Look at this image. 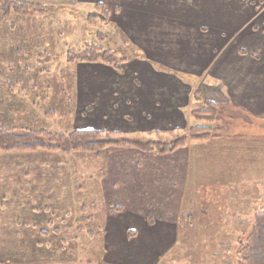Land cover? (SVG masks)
Masks as SVG:
<instances>
[{
    "label": "crops",
    "instance_id": "1",
    "mask_svg": "<svg viewBox=\"0 0 264 264\" xmlns=\"http://www.w3.org/2000/svg\"><path fill=\"white\" fill-rule=\"evenodd\" d=\"M263 6L264 0L123 2L117 18L120 28L148 60L129 62L123 66L122 73L106 65L79 64L74 127L135 135L184 131L194 123L191 107L196 89L202 98L218 103L223 109L264 120ZM261 17L255 29H248L250 23ZM157 66L174 72L161 71ZM179 74L184 77L180 78ZM0 126L15 127L3 121ZM135 153L129 154L131 163L138 156ZM115 154L108 155V167L112 169V162L120 163L124 155L120 153L116 157ZM20 157L2 159L4 167L13 168V172L5 176L6 182L1 183L0 191L11 211L32 210L31 206L38 201L35 193L39 191V183L35 175L14 164L22 160ZM169 159L175 161L176 169L168 174L170 180L174 179L168 186L172 189L161 192L154 189L144 194L159 217L155 215L153 221L148 222L147 217L133 211L118 217L108 215L103 241L107 264H163L176 243L186 242L187 251L196 253L200 251L197 243L212 242L209 240L212 235L203 238L199 234H186L182 238L179 234L184 218L181 213L194 178L216 179L224 193L242 196L223 200V213L204 217L210 220L208 226H253L254 216L263 205L258 200L251 205V198L245 197L259 192L257 179L247 172L255 171L256 163L264 165V138L225 137L194 142ZM192 169L197 176H192ZM135 182L133 180L132 184ZM136 192L133 191L134 203ZM106 196L108 199L109 194ZM124 199L132 209L131 199ZM235 203L241 206L232 205ZM256 204L260 207H255ZM15 223L18 228V222ZM128 231H134L136 237L129 239ZM23 233L16 231L15 236L19 239ZM155 234L161 235L159 244L154 243ZM230 241L236 240L231 238ZM207 249L204 248L203 253Z\"/></svg>",
    "mask_w": 264,
    "mask_h": 264
},
{
    "label": "rangeland",
    "instance_id": "2",
    "mask_svg": "<svg viewBox=\"0 0 264 264\" xmlns=\"http://www.w3.org/2000/svg\"><path fill=\"white\" fill-rule=\"evenodd\" d=\"M20 1L49 6L52 10L45 16L33 17L23 24L0 25V63L4 66L7 74L4 80L13 82V76L18 72L21 73V70L27 65L26 63L34 64L35 68L38 66L39 71L47 69V66L50 65L47 71L40 73L42 76L38 78L39 84L43 86V91L48 86L49 88L43 92H46V96L36 98L35 95L38 92L30 90V83L26 89H23L22 86H16L13 88L14 91L10 92L7 85H0V87L4 86L0 91V122L11 123L16 128L19 127V130L46 127L47 131L53 134H66L68 129L65 124L70 125L66 119L62 123L61 116H52L47 119H43L42 116L45 107L49 103H55L56 101H53L55 98V100L62 99L68 106L66 108L67 112H74V121L71 127L76 130L74 124L75 113L78 110L77 66L79 64L75 66L68 64V53L70 50H82L86 43H98L104 48L118 51L122 56L127 55L125 51L129 50V46L141 50L125 35L117 18L121 14L119 7L122 6L123 2L146 4L148 0ZM98 4L104 5L106 10H110L109 12L112 13L109 15L110 23L101 24L98 22L90 26L87 23L86 16L92 13ZM261 21L262 17L250 23L248 29H255ZM99 32L102 39L98 37ZM45 50L48 52H45L40 59L47 60L45 64H42L41 61L39 62L40 59L37 55ZM143 54L145 56L144 60H148L146 54L144 52ZM134 60L136 59H131L125 64ZM35 68H31L29 71L34 73ZM159 68L161 71L174 72L163 66ZM26 75L30 76L27 73ZM34 85H36V81L32 80L31 86ZM63 91L68 92L67 95H64ZM196 92L199 93L197 89L194 93ZM190 95L192 96V94ZM69 97L72 98V101ZM195 106L193 94L191 109L194 110ZM221 114L230 123L226 135L264 138V120L257 121L254 118L244 116L243 113L223 108ZM191 126L192 123L189 124V128ZM148 134H152V132ZM148 134L122 135H128L130 138L142 141L146 138H154ZM227 138L231 139L232 137ZM162 139H166V137H162ZM190 143L191 141L188 145ZM188 145L179 150L188 147ZM114 152L118 155L124 153V155H121L120 163L112 162L114 164V169H112L108 167V155ZM134 152L138 156L135 155L136 159L131 163L128 161L131 157L129 154ZM176 152L166 156L125 149L109 152L106 159L88 158L87 161L75 158L73 154L0 153V168H2L0 170V191L2 188L1 183L7 180L5 176L10 174L9 171L13 172L12 167H4L2 159L21 155L20 159L22 160H19L20 162L16 160L17 162L14 164H17L23 171H32V174L35 175V181L39 183L37 189L39 191L35 193L36 190H28L35 193L38 197L35 205L42 208L33 214L27 213L29 212L28 209L11 211L0 194V264L100 263L102 258L104 260L105 255L103 241L108 215L118 217L122 213H132L133 211L141 217H147L148 222L153 221L155 215L160 216L157 211L152 209L153 205L150 201L145 200L144 194L154 189L159 192L163 189L169 191L172 189L168 186L174 179L170 180L168 174L176 171V169L175 161L169 158L174 156ZM115 164L118 166H115ZM254 169L255 171L247 173L257 179L259 192L245 197L251 198V205L258 200L264 206V165L256 163ZM95 171L96 176L93 180L91 176ZM146 175L149 176L146 177ZM40 176L42 178H38ZM192 176H197L194 169H192ZM89 179H91L92 184L89 183ZM133 180L137 182L132 184ZM235 182L237 183V179L234 184ZM28 184L30 183L28 182ZM236 186L238 187V184ZM174 187L176 186L174 185ZM134 190L138 191V193L136 192L135 203L133 202V198H135ZM224 192L225 190L217 185L216 179L198 180L194 178L191 181L183 207L184 210L181 213L184 218L179 226V234L182 238L186 234H199L203 238L204 235H212L209 236V240L212 242L197 243L196 245H198L201 252L198 250L196 253L187 251L189 250L187 248L188 243L183 241L176 243L172 253L168 254L169 257L166 256L163 264H238L236 253L241 249V245L237 240L241 238L244 243L246 242L251 232L250 226L211 227L208 226L210 220H204L206 215L212 217L223 213V200L242 197L241 195L230 196L229 193ZM106 193L109 194L108 199ZM124 197L131 199L132 209H130ZM95 199L98 200L97 204L99 206L93 209L91 203ZM85 204L88 208L85 218L94 213L97 216V220L94 222L84 221L83 225L86 226V230L90 229L98 232L95 229L96 224L99 222L101 225V233H96L95 238H90L86 233L78 234L76 232L75 219L80 216V210ZM232 205L237 208L241 206L237 203ZM255 207H260V205L256 204ZM43 209L47 210L44 211ZM190 217L192 218L190 219ZM15 222H18V228ZM43 229L49 231L50 238L36 236L34 237L36 242H30L31 235H37V232ZM54 229H59L61 234H54ZM16 231L19 233L24 231V236L21 234L17 239L15 236ZM129 232L134 231H128L127 236ZM41 234L38 232V235ZM159 234H155L153 237L155 244L161 242V235L159 236ZM24 237L25 241L23 240ZM135 237L136 235L131 238L128 236L129 239ZM231 238L236 240L237 243L231 242ZM199 239L202 238L199 237ZM210 247L212 248L210 249ZM204 248H208L205 253H203Z\"/></svg>",
    "mask_w": 264,
    "mask_h": 264
},
{
    "label": "trees",
    "instance_id": "3",
    "mask_svg": "<svg viewBox=\"0 0 264 264\" xmlns=\"http://www.w3.org/2000/svg\"><path fill=\"white\" fill-rule=\"evenodd\" d=\"M52 9L49 6L40 4H34L27 1L20 0H0V25H19L25 23V21L39 16L47 15ZM87 17V23L93 26L95 23L109 24V14L106 7L102 4L95 6L94 11ZM17 28V27H15ZM98 37L102 39L100 32ZM82 50H70L68 53L67 63L75 66L77 64H103L113 68L116 72L122 73L123 65L131 59L144 60L145 56L143 52L137 47L129 46V50L125 51L127 55H121L118 51H112L108 48H104L98 43H86ZM48 52L47 50L39 52L37 57L40 59L43 54ZM130 54V55H129ZM130 56V57H128ZM50 58V57H49ZM45 60H39L42 64ZM27 65L21 73H17L13 76V82L5 81L7 77L4 66L0 63V85H7L9 91H14V87L20 85L23 89L28 87L30 83V90L37 91L35 97L46 96V91L49 86L44 89L39 84L38 78L42 75L40 73L47 71V69L39 71L38 66L32 63H26ZM40 66V65H39ZM160 69V66H157ZM34 69V73L30 72V69ZM39 68V67H38ZM30 74V76H27ZM180 78L184 76L179 74ZM5 77V78H4ZM186 78V77H185ZM32 80L36 81V85L31 86ZM64 95L68 92L63 91ZM43 93V95H42ZM56 99V98H55ZM53 100L55 103H49L45 107L43 119L51 118L52 116H61V122L65 119L70 123L67 125L66 134H53L47 131L46 127L42 128H27L23 130L16 129V127L6 128L0 126V153H23V154H36V153H49V154H73L75 158L83 159L87 161L88 158L94 159H106V155L109 152L116 150H137L143 153H158L159 155H170L177 150L185 147L191 141L193 142H207L213 138H246L245 136H228L226 132L230 123L222 116V107L213 101L202 98L199 93H194V102L196 104L194 110L191 111V116L194 123L188 130L184 131H168V132H152L154 138H146V140H139L130 138L128 135H122L119 133H112L108 131L97 130H74L71 125L74 121V112H67V104L62 99ZM72 101V98L69 97ZM250 117V116H249ZM252 118V117H251ZM256 120V119H254ZM259 121V120H257ZM149 136V137H150ZM166 137V139H162ZM250 136H247L249 138ZM157 138V139H155ZM96 171L91 176V179H95ZM91 179L89 183L92 184ZM80 189V187H79ZM100 189V187H99ZM99 195V192L97 193ZM98 197V196H97ZM95 199L91 203L92 208L95 209L99 205ZM32 210H29L30 214L42 209L40 206L32 205ZM86 204L80 210L81 214L75 219L76 232L78 234H88L90 238H95L96 233H101V225L99 222L96 224V230H86V226L83 225L84 221H96L97 216L91 214L85 218L87 213ZM45 211V210H44ZM54 234H61L59 229H54ZM52 231V232H53ZM42 233L41 235H38ZM36 234L31 235L30 242H36L34 237L42 236L44 238H50L49 231L43 229ZM36 233V232H35ZM135 232H129V238L134 237ZM33 238V239H32ZM27 239V238H26ZM25 241V237L23 239ZM28 240V239H27ZM40 241V240H39ZM38 242V241H37ZM237 242H240L241 249L236 253L238 264H264V206L254 216L253 226L251 232L244 243L243 239L239 238ZM235 242V244L237 243ZM98 264H107L103 258Z\"/></svg>",
    "mask_w": 264,
    "mask_h": 264
}]
</instances>
